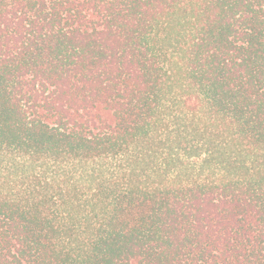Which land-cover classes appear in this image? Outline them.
I'll return each instance as SVG.
<instances>
[{
	"label": "trees",
	"instance_id": "1",
	"mask_svg": "<svg viewBox=\"0 0 264 264\" xmlns=\"http://www.w3.org/2000/svg\"><path fill=\"white\" fill-rule=\"evenodd\" d=\"M0 264H264V0H0Z\"/></svg>",
	"mask_w": 264,
	"mask_h": 264
}]
</instances>
